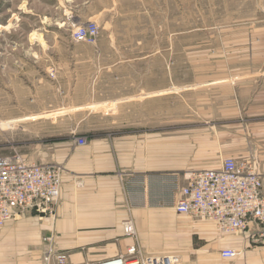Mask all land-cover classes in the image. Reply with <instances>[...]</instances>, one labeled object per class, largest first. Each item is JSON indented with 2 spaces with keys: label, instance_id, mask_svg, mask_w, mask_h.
<instances>
[{
  "label": "rangeland",
  "instance_id": "obj_1",
  "mask_svg": "<svg viewBox=\"0 0 264 264\" xmlns=\"http://www.w3.org/2000/svg\"><path fill=\"white\" fill-rule=\"evenodd\" d=\"M91 22L96 41L76 40ZM166 134L174 172L264 171V0H0V157L56 164L63 184L66 146Z\"/></svg>",
  "mask_w": 264,
  "mask_h": 264
},
{
  "label": "crops",
  "instance_id": "obj_2",
  "mask_svg": "<svg viewBox=\"0 0 264 264\" xmlns=\"http://www.w3.org/2000/svg\"><path fill=\"white\" fill-rule=\"evenodd\" d=\"M135 136L97 139L84 148L66 146L57 152L66 169L56 219L27 210L1 225L0 264H54L46 259L44 244L53 232L57 247L68 252L69 264L117 256L134 243L124 231L128 218L147 254H180L184 264H264V244L248 245L253 224L236 234L223 233L211 221L177 213L168 191L158 201L143 198L140 185L130 179L173 174L174 139L167 134L145 141ZM79 179L82 186L75 182ZM226 247L243 251L224 258L221 250Z\"/></svg>",
  "mask_w": 264,
  "mask_h": 264
},
{
  "label": "built area",
  "instance_id": "obj_3",
  "mask_svg": "<svg viewBox=\"0 0 264 264\" xmlns=\"http://www.w3.org/2000/svg\"><path fill=\"white\" fill-rule=\"evenodd\" d=\"M99 26L91 22L74 32L78 41H96ZM77 143H86L78 137ZM130 181L140 185L142 197L161 200L165 191L177 213L211 221L223 233H238L255 226L248 245L264 244V171L250 158L227 156L217 168H201L173 174H142ZM169 183V184H167ZM62 171L56 164L30 162L19 154L0 157V226L27 210L40 218L56 219L60 202ZM151 193V194H150ZM124 231L134 239L125 253L85 264H168L175 257L147 254L140 245L133 219L123 221ZM56 233L45 236L46 259L69 264L68 252L57 247ZM241 248L226 247L221 256L232 258ZM174 262L172 264H174Z\"/></svg>",
  "mask_w": 264,
  "mask_h": 264
},
{
  "label": "bare ground",
  "instance_id": "obj_4",
  "mask_svg": "<svg viewBox=\"0 0 264 264\" xmlns=\"http://www.w3.org/2000/svg\"><path fill=\"white\" fill-rule=\"evenodd\" d=\"M174 262V259L173 260H171L170 262H168V264H172ZM175 263V262H174Z\"/></svg>",
  "mask_w": 264,
  "mask_h": 264
}]
</instances>
